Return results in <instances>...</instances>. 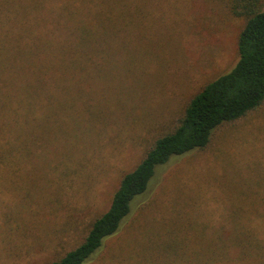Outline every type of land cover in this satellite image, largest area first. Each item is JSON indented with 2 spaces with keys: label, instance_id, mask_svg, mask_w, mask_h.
I'll return each mask as SVG.
<instances>
[{
  "label": "rangeland",
  "instance_id": "rangeland-1",
  "mask_svg": "<svg viewBox=\"0 0 264 264\" xmlns=\"http://www.w3.org/2000/svg\"><path fill=\"white\" fill-rule=\"evenodd\" d=\"M11 7L22 9L19 2ZM117 20L130 28L117 32L116 53L106 54L114 69L108 62L74 102L63 99L70 90H58L57 120L36 117L39 144L52 145L47 156L45 147L34 154V180L22 172L23 182L0 183V264H48L77 246L109 207L122 175L205 83L234 66L245 23L227 0H132ZM87 100L92 110L76 115ZM154 186L143 198L154 205L138 207L86 264H163L161 246L179 236L184 244L201 226L209 236L223 225L262 223L264 103L220 126L207 148L172 158ZM193 237L188 261L169 264H198Z\"/></svg>",
  "mask_w": 264,
  "mask_h": 264
},
{
  "label": "trees",
  "instance_id": "trees-1",
  "mask_svg": "<svg viewBox=\"0 0 264 264\" xmlns=\"http://www.w3.org/2000/svg\"><path fill=\"white\" fill-rule=\"evenodd\" d=\"M17 2L21 10L12 9ZM227 4L234 15L245 19L237 37L234 66L188 100L171 129L157 136L140 162L122 175L109 207L91 222L83 240L48 264H86L138 207L147 210L154 205V199L143 198L154 193L161 167L174 157L207 148L220 126L241 120L262 106L264 0H227ZM131 7L132 0H0L4 12L0 13L1 184L23 182L22 172L34 180V154L45 147L44 142L39 144L40 131L34 125L39 118L56 121L63 99L76 101L96 84L97 74L106 70L108 62L112 61L110 68L114 69L115 59H107L106 54L116 53L118 43L113 39L117 32H128L130 25H118L117 19ZM58 90L70 93L61 99ZM84 104L86 108L76 115L92 110L89 100ZM51 145L42 155L50 154ZM253 221L254 229L235 223L209 236L201 226L187 239L193 237L198 244L193 251L198 264H238L249 259L264 264V232L258 231L264 221ZM179 237L161 246L163 264L188 261V242L182 244Z\"/></svg>",
  "mask_w": 264,
  "mask_h": 264
}]
</instances>
